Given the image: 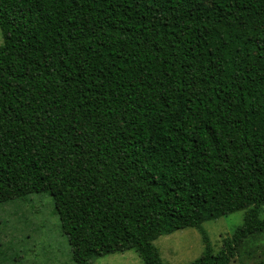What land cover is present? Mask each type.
Here are the masks:
<instances>
[{"label":"trees","instance_id":"1","mask_svg":"<svg viewBox=\"0 0 264 264\" xmlns=\"http://www.w3.org/2000/svg\"><path fill=\"white\" fill-rule=\"evenodd\" d=\"M0 30V204L48 193L74 264L264 231V0H0Z\"/></svg>","mask_w":264,"mask_h":264},{"label":"rangeland","instance_id":"2","mask_svg":"<svg viewBox=\"0 0 264 264\" xmlns=\"http://www.w3.org/2000/svg\"><path fill=\"white\" fill-rule=\"evenodd\" d=\"M243 216L244 210H238L202 223L214 253L220 250L223 238L242 224ZM259 217H264V204L259 208ZM153 244L166 264H188L203 250L201 235L194 227L160 235ZM0 264H74L71 246L48 193H34L23 200L0 204ZM91 264H142V261L136 251L126 250L97 256ZM229 264H264V231L245 239Z\"/></svg>","mask_w":264,"mask_h":264}]
</instances>
